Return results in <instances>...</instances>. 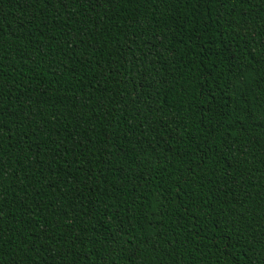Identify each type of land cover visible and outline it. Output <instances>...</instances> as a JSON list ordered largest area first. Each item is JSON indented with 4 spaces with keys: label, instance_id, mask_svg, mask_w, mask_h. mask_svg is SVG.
<instances>
[{
    "label": "trees",
    "instance_id": "16d2710c",
    "mask_svg": "<svg viewBox=\"0 0 264 264\" xmlns=\"http://www.w3.org/2000/svg\"><path fill=\"white\" fill-rule=\"evenodd\" d=\"M0 264H264V0H0Z\"/></svg>",
    "mask_w": 264,
    "mask_h": 264
}]
</instances>
